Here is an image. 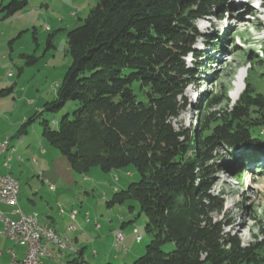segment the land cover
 <instances>
[{"label":"trees","instance_id":"16d2710c","mask_svg":"<svg viewBox=\"0 0 264 264\" xmlns=\"http://www.w3.org/2000/svg\"><path fill=\"white\" fill-rule=\"evenodd\" d=\"M26 3L0 4V20ZM259 4L264 7V0ZM238 7L254 10L251 3L237 6L234 0H98L82 23L67 31L70 64L44 110L69 101L78 107L54 127L43 120L42 135L77 173L92 166L103 172L128 165L137 170L139 179L106 201L112 207L133 199L147 216L152 238L130 264H264V224L259 239L242 245L224 231L229 225L224 202L211 192L217 171L237 179L251 162L264 160V96L250 83V70L229 106L216 110L224 98L205 92L191 130L178 131L173 123L187 105L185 88L202 66H188L185 56L196 60L212 51L204 65L210 64L222 45L215 37L207 48L210 34L200 33L195 22ZM199 37L203 46L195 48ZM47 42L51 45L50 38ZM260 50L255 62L264 65V46ZM9 90L1 89L0 96ZM37 115L24 120L18 134ZM255 168L264 174L262 166ZM167 242L174 244L169 252L161 249ZM80 255L68 264H97Z\"/></svg>","mask_w":264,"mask_h":264},{"label":"rangeland","instance_id":"374dc122","mask_svg":"<svg viewBox=\"0 0 264 264\" xmlns=\"http://www.w3.org/2000/svg\"><path fill=\"white\" fill-rule=\"evenodd\" d=\"M8 1L0 0V3ZM97 1L27 0L21 10L0 20V90L10 88L6 95L0 96V105L7 110L16 105L11 113L7 111L1 115L0 124L8 123L1 134L10 137L11 143L18 149L7 172L18 182L19 200L28 206L29 211L37 213L39 223L53 224L59 237L72 242L77 251L80 246L75 240L82 242L79 236L82 227L77 221L84 223L88 217L92 225L98 223L102 227L97 231L86 229L89 239L81 248L80 258L97 264H130L145 253L146 245L152 238L146 229L147 216L133 199L110 208L106 201L111 199L114 188L121 190L130 182L137 181L140 177L137 170L128 165L103 172L100 167L92 166L85 173H77L71 168L68 158L42 135L43 120L54 127L64 115L71 119L78 107L76 101H69L58 110H44L45 103L56 98L57 88L70 64L67 31L80 25ZM250 11L254 13H247L249 10L244 13V9L238 7L223 13L221 18L214 16L209 25L205 21L195 22L200 33L210 34L212 40H208L207 48L216 41L215 37L218 39L216 43L222 45L217 48L219 55L210 64L204 65L205 58L211 57L212 51L196 60L190 55L185 56L188 66L194 67L195 63L202 66L195 70L197 75L193 83L184 90L187 105L173 121L176 130H191L194 127L196 109L205 92L208 95L217 93L224 98L216 107L218 111L236 101L245 85L247 70H250V83L264 96V65L255 62V59L261 58L260 48L264 46V13L256 9ZM221 30L227 34L226 40L221 36ZM48 38L51 45H48ZM200 42L201 38H196L194 47H200ZM255 48L251 59L249 53ZM2 55L6 56L5 59ZM30 58L34 60L30 61ZM241 69H245L241 92L233 97L235 77ZM134 90L138 92L137 88ZM35 114L38 115L27 126L26 132L18 134L20 123ZM18 117L20 121L12 127L11 123ZM261 137L264 141V135ZM41 141L46 154L40 153ZM3 158H7V153ZM263 161L261 159L259 164L251 162L249 169L237 179L224 170L217 171L211 187V192L221 196L224 202L223 220L229 223L224 226V231L237 236L242 245L259 239L260 228L264 224V174H258L260 170L255 168L260 165L264 169ZM52 185L56 191L51 188ZM27 197L32 201L28 202ZM57 203L65 212L59 213ZM72 207L77 212V219L69 218ZM118 217L123 219L120 228ZM113 224L126 237L124 244L119 243L117 249L111 243V237H107L113 230ZM70 225L76 230L67 229ZM138 236L140 240H137ZM0 248H3L1 244ZM49 249L52 253L57 251L52 245ZM161 249L169 252L174 249V244L164 243ZM65 252L69 250H60V254ZM73 254L71 252L66 257L72 258ZM3 260L0 257V262ZM42 260L44 264H67L65 257L50 256Z\"/></svg>","mask_w":264,"mask_h":264},{"label":"crops","instance_id":"0c3cea01","mask_svg":"<svg viewBox=\"0 0 264 264\" xmlns=\"http://www.w3.org/2000/svg\"><path fill=\"white\" fill-rule=\"evenodd\" d=\"M0 4H2V3H0ZM5 55H2V59H5ZM16 105H13V107H11V110H7L5 107H3V106H1L0 105V118L2 117L1 115H3V114H5V113H7V111L9 112V113H11L13 110H15L16 109V107H15ZM24 119V118H23ZM16 121H20L19 120V117L17 118V120H15V121H13L14 123H11V125H12V127H15L17 124L15 123ZM22 123V122H21ZM20 123V124H21ZM8 123H7V121H6V123L4 124V125H1L0 126V139H2V138H4V137H8V136H3L2 134H1V132L2 131H4L5 132V127H6V125H7ZM2 126H4V129L2 130ZM20 126V125H19ZM19 128V127H18ZM8 139H9V142H10V147H12L14 150H10V149H8L5 153H3L2 155H0V164H2L1 166H0V173H9V172H7L8 171V169H10L11 168V166H10V161L11 160H13V158H14V156H13V154H16L17 152H18V149L11 143V141H10V137H8ZM40 153H43V154H46V151H45V149H43L42 148V141L40 142ZM6 153H7V158L6 159H4L3 157L6 155ZM18 157H19V155H18ZM2 159V160H1ZM3 159H4V161H3ZM6 161H8V164H9V166H5V162ZM10 174V173H9ZM50 186V185H49ZM52 187H54V191H56V188H55V186H51V188ZM117 190V188H114V191H116ZM27 201L28 202H30V201H32V199H30V197H27ZM33 203V202H32ZM58 204V208L60 209L59 210V213H63V212H65L62 208H61V205L59 204V203H57ZM18 206H19V208H21L25 213H32V212H34L33 210H30L29 211V208H28V206H26L24 203H23V201L21 202L20 200H19V193H18ZM108 208H110V207H108ZM15 209V206H9V205H5V204H0V210L4 213V214H6L7 216H9L10 218H13V219H16L17 218V214H14L13 213V210ZM73 210H75L73 207L72 208H70V211H73ZM76 211V210H75ZM35 213V212H34ZM69 213H71V212H69ZM37 214V213H36ZM86 214H88V212H86ZM76 215H77V212H76ZM76 215H75V217L73 218V219H77L76 218ZM69 218L70 219H72L71 218V216H69ZM96 220V219H95ZM118 220H119V228L121 227V225L123 224V219L121 218V217H118ZM52 222H54V220L52 219L51 220ZM78 223V225H80V227H82V230H81V233L79 234V236H80V238H81V240H82V242L81 241H79V239H77V240H75L77 243H78V245L80 246L79 248V250H77V252L79 251V253H78V255H80L83 251H82V247L84 248L85 247V244L87 243L86 241H88V236H87V231H86V229H88V228H91V229H93V231H97L98 229H101V227H102V225H100L99 224V227H96V223H94L93 225H92V221L88 218L87 219V217H86V219H85V221H84V223L82 222V223H80V221L78 220L77 221ZM95 222V221H94ZM46 225V224H45ZM48 226H50L51 228H53V230H55V228H54V225L53 224H48ZM71 227H73V228H71ZM112 227H113V230H111L110 232H109V235L107 236V237H111L110 239H111V243L113 244V240H114V236L117 234V233H121L120 232V230H117V225H115L114 226V224L112 225ZM67 229H69L70 231H73V230H76L75 229V227L73 226V225H70ZM112 231H113V233H112ZM56 232V231H55ZM56 234H57V232H56ZM123 234V233H122ZM58 235V234H57ZM59 236V235H58ZM125 239H126V237H125V235L123 234V239H122V241H121V243L122 244H124V241H125ZM86 240V241H85ZM0 244L2 245V247L3 248H0V250L2 251V254H1V256L0 257H2L4 260L3 261H1L2 263H4V264H8L9 262H10V254L9 253H7L6 251L8 250V249H12V251H13V253H14V255H15V260H16V263H14V264H20L19 262L23 259V256H24V247H22V246H19V245H16V244H14L13 243V241H11V240H9V239H7V238H3V237H0ZM49 245H52V246H54V247H56L57 248V251H56V253H52L51 252V250L49 249ZM47 247H48V249H49V251H50V254L49 255H47V256H44V257H50V256H52V258L53 257H57V258H63V257H65V259H66V263L68 264V261L69 260H71V259H73L74 257H75V254H73L74 256L72 257V258H69V257H66V256H68L72 251H69V252H65L64 254H60V250L58 249V247L57 246H55V245H53V244H48L47 245ZM94 254V253H93ZM96 254V253H95ZM44 257H42V259L44 258ZM115 258H118V256H116ZM42 263H43V260H42ZM44 264V263H43Z\"/></svg>","mask_w":264,"mask_h":264},{"label":"built area","instance_id":"2783aa9c","mask_svg":"<svg viewBox=\"0 0 264 264\" xmlns=\"http://www.w3.org/2000/svg\"><path fill=\"white\" fill-rule=\"evenodd\" d=\"M8 149L14 150L12 147H10L8 137L0 139V151H7ZM6 166H9L8 161ZM8 174L9 173H0V204L15 206L13 213L17 214L18 216L16 219H13L0 210V237L7 238L13 241L14 244L24 247V256L19 262L20 264H38V261L35 259V252H33V239L29 237V234L27 233L29 217L24 215L21 210L17 208L18 195L15 194L14 185L8 183ZM52 188L54 189V187ZM75 215L76 211H71L70 216L72 219L75 217ZM96 226H99V224L96 223ZM36 228H38V226ZM122 239L123 238H119L117 234L114 236L113 246L116 249L118 248V245L121 243ZM40 249H47L49 251L46 244L40 245ZM6 252L10 254L11 258L8 264L16 263L15 255L12 249H8ZM1 254L2 251L0 250V256ZM0 264L4 263L0 262Z\"/></svg>","mask_w":264,"mask_h":264},{"label":"bare ground","instance_id":"6f19581e","mask_svg":"<svg viewBox=\"0 0 264 264\" xmlns=\"http://www.w3.org/2000/svg\"><path fill=\"white\" fill-rule=\"evenodd\" d=\"M241 14V13H239ZM245 69H241L236 77L234 82V93L233 97L237 96L241 92V83L244 78ZM6 151H0V155L5 153ZM5 166L7 165V161L4 163ZM8 183L11 185H14L15 187V194L18 195L19 193V186L16 179L11 175L8 174ZM17 208L18 201H17ZM21 212L29 217V226H27V233L29 234V237L33 239V252H35V259L38 261V264L42 263V257L47 256L50 254V252L47 249H40V245L46 244H53L58 247L59 250L67 249L69 251H72L75 256L78 254V252L75 250V247L72 242L70 241H64L62 240L56 232L48 225H42L39 223L38 216L36 213H25L21 208H19ZM38 226V228H36ZM99 227V226H96ZM73 228V227H71ZM119 238H123V234L119 233L117 234ZM137 240H140V237H137ZM48 248V247H47Z\"/></svg>","mask_w":264,"mask_h":264},{"label":"clouds","instance_id":"9594fccd","mask_svg":"<svg viewBox=\"0 0 264 264\" xmlns=\"http://www.w3.org/2000/svg\"><path fill=\"white\" fill-rule=\"evenodd\" d=\"M201 47H202V45H201Z\"/></svg>","mask_w":264,"mask_h":264}]
</instances>
